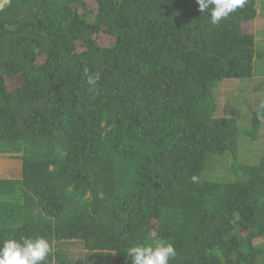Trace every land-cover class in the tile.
I'll return each instance as SVG.
<instances>
[{
	"label": "trees",
	"instance_id": "16d2710c",
	"mask_svg": "<svg viewBox=\"0 0 264 264\" xmlns=\"http://www.w3.org/2000/svg\"><path fill=\"white\" fill-rule=\"evenodd\" d=\"M257 13L246 0L214 25L196 0L3 3L0 141L19 154L0 242L42 236L45 264H131L129 247L160 239L169 264H264V154L235 161L238 121L215 94L252 76Z\"/></svg>",
	"mask_w": 264,
	"mask_h": 264
},
{
	"label": "rangeland",
	"instance_id": "374dc122",
	"mask_svg": "<svg viewBox=\"0 0 264 264\" xmlns=\"http://www.w3.org/2000/svg\"><path fill=\"white\" fill-rule=\"evenodd\" d=\"M257 5L258 13L255 22L257 24L261 22L260 28L255 29L258 54L254 59L252 76L246 79H223L218 83L215 91L219 114L234 117L238 121L240 137L234 152L235 161L246 166L256 163L264 154V116L262 114L257 116V124L260 122L257 128L251 130L253 111L258 103H264V0H257ZM18 144L19 142L0 141V179L2 180L10 179L7 176V173H10V166L18 162V157L15 156L19 154L18 151L10 150L11 148L16 150ZM215 169V175L218 177H224L227 174L222 170V166L216 165ZM67 251L73 258L84 254L82 245L78 243L67 246Z\"/></svg>",
	"mask_w": 264,
	"mask_h": 264
},
{
	"label": "clouds",
	"instance_id": "9594fccd",
	"mask_svg": "<svg viewBox=\"0 0 264 264\" xmlns=\"http://www.w3.org/2000/svg\"><path fill=\"white\" fill-rule=\"evenodd\" d=\"M7 0H0V8ZM199 11L208 13L212 24H219L223 19L242 8L246 0H196ZM87 83L93 89L100 80V73L89 74L85 70ZM264 107V105H262ZM52 254L50 242L42 236L14 237L0 242V264H45ZM131 264H169L176 256V250L170 241L156 240L135 244L127 250Z\"/></svg>",
	"mask_w": 264,
	"mask_h": 264
}]
</instances>
